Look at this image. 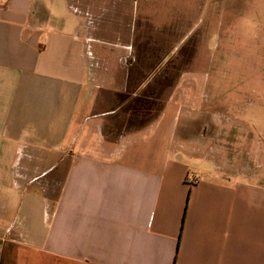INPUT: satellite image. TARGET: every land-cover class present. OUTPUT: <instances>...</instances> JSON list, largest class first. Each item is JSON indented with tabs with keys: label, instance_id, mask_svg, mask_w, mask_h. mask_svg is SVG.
<instances>
[{
	"label": "crops",
	"instance_id": "0c3cea01",
	"mask_svg": "<svg viewBox=\"0 0 264 264\" xmlns=\"http://www.w3.org/2000/svg\"><path fill=\"white\" fill-rule=\"evenodd\" d=\"M81 1L0 0V179L23 194L0 264H264V143L236 168L204 131L175 146L186 73Z\"/></svg>",
	"mask_w": 264,
	"mask_h": 264
},
{
	"label": "rangeland",
	"instance_id": "374dc122",
	"mask_svg": "<svg viewBox=\"0 0 264 264\" xmlns=\"http://www.w3.org/2000/svg\"><path fill=\"white\" fill-rule=\"evenodd\" d=\"M106 3L107 6L102 0H82L80 17L97 19L105 13L109 20L116 18L107 24L110 29L122 19L124 27L116 26V30L120 33L131 29L133 51L144 56L148 50L154 52L155 61H163L159 68L180 67L188 84H193L189 100L192 106L181 108L175 119V146L188 127L192 133L204 131L200 142L205 149L218 142L234 168L247 156L257 160L260 142L264 143V0ZM152 31L154 48H148ZM131 58L134 61L136 57L132 54ZM174 77L172 72L170 78ZM148 109L155 114L158 111L154 107ZM145 110L139 109L141 114ZM256 160L251 165L258 167L262 162ZM35 191V186H31L28 193ZM22 196L13 192L11 182L6 185L0 179V214L4 205L9 209L5 202L21 201ZM16 205L18 202L13 206Z\"/></svg>",
	"mask_w": 264,
	"mask_h": 264
},
{
	"label": "built area",
	"instance_id": "2783aa9c",
	"mask_svg": "<svg viewBox=\"0 0 264 264\" xmlns=\"http://www.w3.org/2000/svg\"><path fill=\"white\" fill-rule=\"evenodd\" d=\"M186 179L191 185H197L199 183V177L196 175L189 174Z\"/></svg>",
	"mask_w": 264,
	"mask_h": 264
}]
</instances>
